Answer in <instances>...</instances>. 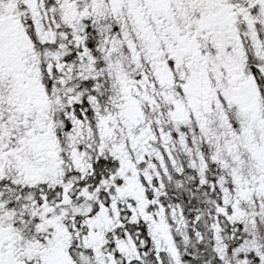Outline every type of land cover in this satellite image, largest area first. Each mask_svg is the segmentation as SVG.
I'll use <instances>...</instances> for the list:
<instances>
[{"label":"snow or ice","instance_id":"obj_1","mask_svg":"<svg viewBox=\"0 0 264 264\" xmlns=\"http://www.w3.org/2000/svg\"><path fill=\"white\" fill-rule=\"evenodd\" d=\"M0 264H264V0H0Z\"/></svg>","mask_w":264,"mask_h":264}]
</instances>
